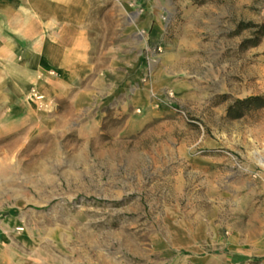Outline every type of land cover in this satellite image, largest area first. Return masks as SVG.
Wrapping results in <instances>:
<instances>
[{
	"label": "rangeland",
	"instance_id": "374dc122",
	"mask_svg": "<svg viewBox=\"0 0 264 264\" xmlns=\"http://www.w3.org/2000/svg\"><path fill=\"white\" fill-rule=\"evenodd\" d=\"M93 3L104 72L0 122V264H264V0Z\"/></svg>",
	"mask_w": 264,
	"mask_h": 264
},
{
	"label": "crops",
	"instance_id": "0c3cea01",
	"mask_svg": "<svg viewBox=\"0 0 264 264\" xmlns=\"http://www.w3.org/2000/svg\"><path fill=\"white\" fill-rule=\"evenodd\" d=\"M96 6L93 0H0V122L25 115L32 88L64 98L74 82L104 72L98 61L104 52L93 45L103 31L93 17ZM149 26L144 18L142 27ZM118 63L117 50L108 71Z\"/></svg>",
	"mask_w": 264,
	"mask_h": 264
}]
</instances>
